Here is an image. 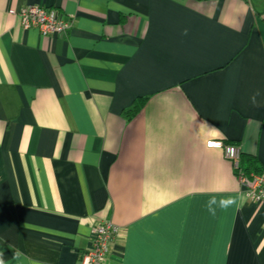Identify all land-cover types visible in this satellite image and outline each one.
Listing matches in <instances>:
<instances>
[{
	"label": "crops",
	"instance_id": "1",
	"mask_svg": "<svg viewBox=\"0 0 264 264\" xmlns=\"http://www.w3.org/2000/svg\"><path fill=\"white\" fill-rule=\"evenodd\" d=\"M31 4L69 31L23 29ZM208 140L264 163V0H0V264H78L104 218L109 264H264Z\"/></svg>",
	"mask_w": 264,
	"mask_h": 264
},
{
	"label": "built area",
	"instance_id": "2",
	"mask_svg": "<svg viewBox=\"0 0 264 264\" xmlns=\"http://www.w3.org/2000/svg\"><path fill=\"white\" fill-rule=\"evenodd\" d=\"M16 15L23 29L36 28L41 36L65 34L71 26V21L64 18L56 7L31 4L18 9ZM206 145L222 149L243 192L251 200L264 204V163L257 170H245L238 144L208 140ZM120 230V226L111 220L99 219L92 228L90 246L78 255V264H109L110 245L120 234Z\"/></svg>",
	"mask_w": 264,
	"mask_h": 264
},
{
	"label": "trees",
	"instance_id": "3",
	"mask_svg": "<svg viewBox=\"0 0 264 264\" xmlns=\"http://www.w3.org/2000/svg\"><path fill=\"white\" fill-rule=\"evenodd\" d=\"M145 100H146V96H139V97H136L135 99H133L132 102L127 107H125L123 109V111H122L123 115L127 119L132 118L141 109ZM226 142H228V141H226ZM241 163H242V166L245 170H250V169L257 170L260 167L257 165V162L253 157L246 155L242 152H241Z\"/></svg>",
	"mask_w": 264,
	"mask_h": 264
},
{
	"label": "clouds",
	"instance_id": "4",
	"mask_svg": "<svg viewBox=\"0 0 264 264\" xmlns=\"http://www.w3.org/2000/svg\"><path fill=\"white\" fill-rule=\"evenodd\" d=\"M255 95H258V93H256ZM255 95L253 96V102H255ZM215 203V201H210L209 202V207H210V210H211V204Z\"/></svg>",
	"mask_w": 264,
	"mask_h": 264
}]
</instances>
